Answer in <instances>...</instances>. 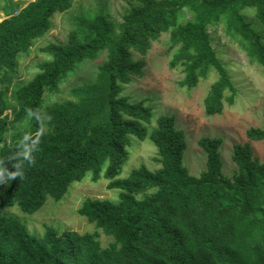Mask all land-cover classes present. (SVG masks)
<instances>
[{"label": "trees", "instance_id": "1", "mask_svg": "<svg viewBox=\"0 0 264 264\" xmlns=\"http://www.w3.org/2000/svg\"><path fill=\"white\" fill-rule=\"evenodd\" d=\"M1 1L0 160L9 171L15 161L8 160L23 135L38 129L24 109L39 108L52 119L33 153L35 165L25 167V179L0 185V264H264V159L255 158L251 148L264 143V130L250 129V143L234 147L238 170L232 176L223 170L224 141L202 137L198 145L207 154V169L193 176L184 165L188 144L175 116L161 115L150 129L153 108L123 93V85L144 75L145 61L134 54L145 57L169 34L171 67L182 68L183 87L196 88L212 72L218 74L204 103L208 116L221 115L226 101L235 103L237 89L212 34L222 25L250 62L264 67V0H129L121 22L102 3L75 20L66 44L41 49L50 59L39 63L27 82L19 77L21 60L75 0ZM249 12L262 28L253 26ZM102 56L106 60L95 77L71 88L70 99H59L65 83ZM131 136L150 138L162 167L141 166L121 179ZM104 168L119 200L88 197L78 208L100 231L48 226L37 237L10 213L18 205L32 214L50 197L64 198L88 175L99 180ZM101 233L113 237L107 247Z\"/></svg>", "mask_w": 264, "mask_h": 264}, {"label": "rangeland", "instance_id": "2", "mask_svg": "<svg viewBox=\"0 0 264 264\" xmlns=\"http://www.w3.org/2000/svg\"><path fill=\"white\" fill-rule=\"evenodd\" d=\"M102 3H106L112 19L118 22L122 21V17L129 9V0H75L74 8L67 14L56 16L50 33L36 42L30 56L21 60L20 80L23 82L31 80L38 72V64L50 59L41 51L44 46L51 43L66 44L75 28V20L82 14L96 12L102 7ZM2 5L3 1L0 2V6ZM4 18L5 15L0 10V22ZM247 18L255 19L251 12L247 14ZM253 26L262 28L256 20ZM212 45L237 89L235 103L231 105L226 101L221 115L208 116L204 103L212 84L218 79V74L212 72L210 77L201 80L196 88L183 87L181 82L185 75L182 68L171 67L174 51L169 49V34H164L154 42L145 57L134 54L135 59L143 58L145 61L144 75L141 78H133L130 83L123 85V93L128 95L131 101H143L153 108L154 123L150 129L158 126L161 115L175 116L177 127L184 130L188 144L184 165L191 175L197 177L207 169V154L198 145L202 137L208 136L224 141L221 148L223 170L226 175L232 176L238 170L233 160L234 147L250 143L246 136L250 129L264 130V67L251 63L242 45L225 35L222 25H219L212 34ZM105 60L106 56H102L97 63H88L91 66L65 83L64 92L59 99H70L71 88L93 79ZM229 94L230 92L227 93ZM50 102L53 103V100ZM130 139L129 158L119 178L128 177L132 170L141 166L153 171L162 167L155 160L159 153L158 147L150 138L142 141L136 136H131ZM251 146L255 158L263 161L264 143L253 142ZM105 173L106 168L97 181L88 175L84 181L75 182L64 198L50 197L46 204L32 214L23 212L18 205L10 208V213L18 215L29 231L37 237H43L48 226H54L60 231L72 230L81 234L98 231L95 223L78 213V208L88 197L119 200L120 191L108 188L109 180ZM108 237L101 233L104 247L110 244L112 241L110 238L113 239Z\"/></svg>", "mask_w": 264, "mask_h": 264}, {"label": "clouds", "instance_id": "3", "mask_svg": "<svg viewBox=\"0 0 264 264\" xmlns=\"http://www.w3.org/2000/svg\"><path fill=\"white\" fill-rule=\"evenodd\" d=\"M25 114L30 119H35L38 122L36 133H25L17 145V151L14 156L9 158V162L15 161L12 164L14 171H9L5 166V161L0 160V185H5L9 181L25 179V167L34 166L36 161L33 155L38 151L40 139L49 130L47 125L51 122V116L39 108L26 107Z\"/></svg>", "mask_w": 264, "mask_h": 264}]
</instances>
